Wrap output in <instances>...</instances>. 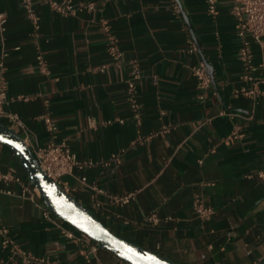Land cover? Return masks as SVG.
Listing matches in <instances>:
<instances>
[{
	"label": "crops",
	"instance_id": "0c3cea01",
	"mask_svg": "<svg viewBox=\"0 0 264 264\" xmlns=\"http://www.w3.org/2000/svg\"><path fill=\"white\" fill-rule=\"evenodd\" d=\"M67 1L73 14L34 0V30L21 0H0L5 110L24 125L16 133L76 154L81 169L62 181L115 236L172 264H262L264 48L250 44L249 66L240 59L231 2L212 0L211 10V0ZM202 66L205 89L194 76ZM10 171L19 182L0 179L10 192L0 193V224L19 250L93 264L83 243L64 236L69 225L45 220L42 199L22 195L33 184L0 144V175ZM196 195L213 210L208 220L195 216ZM2 242L0 264H24ZM97 257L121 264L101 247Z\"/></svg>",
	"mask_w": 264,
	"mask_h": 264
},
{
	"label": "built area",
	"instance_id": "2783aa9c",
	"mask_svg": "<svg viewBox=\"0 0 264 264\" xmlns=\"http://www.w3.org/2000/svg\"><path fill=\"white\" fill-rule=\"evenodd\" d=\"M229 1L231 2V14L237 22V36L241 39L242 42L239 48V57L246 65H248L250 62V44L254 43L264 48V0ZM42 2L49 5L51 9L59 12L60 14H73V7L67 0H42ZM21 3L26 17L31 21L34 30H37L39 26L34 8V0H21ZM210 5V9L213 10L214 7L212 0L210 1ZM89 7H91V4L89 5ZM2 23L3 19L0 15V27ZM6 56V53H2L0 57V123L5 124L10 130L17 132L18 130L24 129L22 120L17 115L8 113L5 110V105L7 104V83L5 80L4 60ZM119 56L120 53L116 51L115 57L119 58ZM37 59L39 60V62H41V56H38ZM194 76L196 77L200 88L205 89L209 86L210 78L203 66L194 70ZM128 87L130 91H132L133 84L130 83ZM131 109L134 112L137 110V106L134 101H132ZM45 121L48 123L50 131H54L55 127L50 123V121ZM22 139L27 144L26 138ZM28 147L30 148L33 157L37 161L41 170L58 186H60L66 194H69V188L62 181V178L64 176H74L75 171L81 169L82 163L77 158L76 154L73 153L66 144L57 143L55 141H50L43 146L32 147L28 145ZM259 176L264 177V173L261 172ZM0 179L7 182H19V179L14 177L13 171H10L4 175H0ZM80 181L84 183L85 178L81 177ZM0 193L10 194V192L3 189H0ZM22 195L31 202H34L35 195L42 199V196L34 185H32L31 187L23 185ZM132 197L133 195H128L121 198H116V201L125 203ZM192 203L195 216L198 219L208 220L212 216L213 210L210 207L205 206L203 199L200 196H194ZM36 206L40 209L42 217L45 220L52 222L53 224H58L59 226L64 223L50 211L43 199L42 202L37 203ZM146 221L148 223H156L158 220L155 214H150L147 217ZM59 222H61V224ZM63 230L64 236L67 239L81 242L85 245L86 249L83 251V254L84 258L88 262H92L93 264H102L97 257V252L100 248L97 243H94L85 234L73 229L72 227H70V229ZM0 236L3 238L2 246L12 249L13 253L18 255L21 262L24 264H61L59 261H52L47 258L31 257L20 251L17 245L8 237V229L2 224H0ZM121 264L128 263L121 260Z\"/></svg>",
	"mask_w": 264,
	"mask_h": 264
},
{
	"label": "water",
	"instance_id": "95a60500",
	"mask_svg": "<svg viewBox=\"0 0 264 264\" xmlns=\"http://www.w3.org/2000/svg\"><path fill=\"white\" fill-rule=\"evenodd\" d=\"M0 144L8 146L20 158L43 201L62 222L85 234L101 248L128 264H172L159 255L112 234L41 170L22 137L3 123H0Z\"/></svg>",
	"mask_w": 264,
	"mask_h": 264
}]
</instances>
